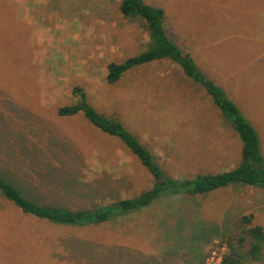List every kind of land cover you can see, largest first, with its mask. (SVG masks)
<instances>
[{
  "label": "rangeland",
  "instance_id": "1",
  "mask_svg": "<svg viewBox=\"0 0 264 264\" xmlns=\"http://www.w3.org/2000/svg\"><path fill=\"white\" fill-rule=\"evenodd\" d=\"M119 1L6 0L28 30L31 61L22 53L10 60L8 46L17 38L1 28L0 177L38 204L87 209L153 184L120 137L82 112L58 114L80 102V93L96 112L119 121L171 177L191 179L241 161L231 122L180 64L153 60L106 82L109 62L140 53L148 41L138 21L120 14ZM143 1L164 10L168 36L254 126L264 156V38L256 41L254 17L243 12L251 1L233 0L237 7L230 0ZM244 214L264 229L263 189L232 185L161 196L84 225L25 213L0 193V264H221L230 250L240 264H264L247 255L248 240L238 241Z\"/></svg>",
  "mask_w": 264,
  "mask_h": 264
},
{
  "label": "trees",
  "instance_id": "2",
  "mask_svg": "<svg viewBox=\"0 0 264 264\" xmlns=\"http://www.w3.org/2000/svg\"><path fill=\"white\" fill-rule=\"evenodd\" d=\"M119 12L124 17L138 21L147 32L148 41L140 53L125 58L120 62L107 64L106 82H117L127 70L158 59H169L180 64L186 75L199 81L219 107L225 119L231 122L233 130L241 140V161L229 170L212 174H198L194 178H175L169 176L137 139L124 129L122 124L112 117L96 112L84 101L83 93L80 102L58 108L61 116H71L82 112L92 125L103 132L120 137L126 146L151 172L153 184L139 195L120 198L108 204L87 209H70L53 205H41L23 196L16 187L0 177V193L13 202L25 213H31L50 221L70 225L97 224L121 214L130 213L149 206L161 196L183 195L194 196L209 193L227 186H252L264 190V156L261 153L259 136L254 126L242 115L237 105L225 96L220 86L204 78L197 70L192 57L184 52L167 34L165 12L161 7L145 3L143 0H120ZM1 28L8 29L12 35L10 60L22 56L31 61L30 46L27 40L28 30L25 24L17 20L9 10L6 0H0ZM19 36H22L19 37ZM19 37V41H18ZM11 41L9 43H11ZM8 43V44H9ZM29 62L25 66H27ZM30 69V67H28ZM79 90L73 88V93ZM241 234L238 241L246 245L247 255L253 261L264 259V229L261 225H252V215L244 214L239 218ZM221 264H240V255L234 250L222 257Z\"/></svg>",
  "mask_w": 264,
  "mask_h": 264
},
{
  "label": "crops",
  "instance_id": "3",
  "mask_svg": "<svg viewBox=\"0 0 264 264\" xmlns=\"http://www.w3.org/2000/svg\"><path fill=\"white\" fill-rule=\"evenodd\" d=\"M233 0L229 1V4L232 5L233 7H237L236 5H233L231 2ZM247 0H242V3H244ZM251 1V6L250 8H243L244 13H252V17H254L253 22L250 24V28L257 30V35H256V41H261L260 39L263 40L264 38V0H250ZM240 8V7H238ZM261 15V18H260ZM71 26L68 27L67 33H71ZM231 169V168H230Z\"/></svg>",
  "mask_w": 264,
  "mask_h": 264
},
{
  "label": "built area",
  "instance_id": "4",
  "mask_svg": "<svg viewBox=\"0 0 264 264\" xmlns=\"http://www.w3.org/2000/svg\"><path fill=\"white\" fill-rule=\"evenodd\" d=\"M221 260V259H220ZM219 264H220V262H219Z\"/></svg>",
  "mask_w": 264,
  "mask_h": 264
}]
</instances>
